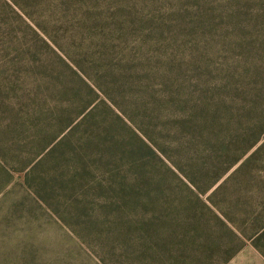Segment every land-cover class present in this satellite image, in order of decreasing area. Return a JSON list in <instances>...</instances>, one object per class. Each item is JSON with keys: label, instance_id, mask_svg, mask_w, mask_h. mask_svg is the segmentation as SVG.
<instances>
[{"label": "rangeland", "instance_id": "rangeland-1", "mask_svg": "<svg viewBox=\"0 0 264 264\" xmlns=\"http://www.w3.org/2000/svg\"><path fill=\"white\" fill-rule=\"evenodd\" d=\"M247 124L264 0H0V264H264V150L223 173Z\"/></svg>", "mask_w": 264, "mask_h": 264}, {"label": "trees", "instance_id": "trees-1", "mask_svg": "<svg viewBox=\"0 0 264 264\" xmlns=\"http://www.w3.org/2000/svg\"><path fill=\"white\" fill-rule=\"evenodd\" d=\"M204 124L205 123H203V126H204ZM255 125L247 124L246 127L244 128L246 130V132L242 135L244 136L247 134L248 135L247 140H245L246 138L242 139L241 137H236V142L234 144L230 143L229 145L224 146L223 143H220L223 152L226 155L230 154V156H231V160L228 163V166H226L224 168L223 173L225 171H227L229 168H232L234 166H237L236 170L239 171L240 168H243L248 163L252 162L256 157H258L259 154L262 155V152L264 150V142H263L264 140L261 142V138L263 137L264 132L260 133L259 128H257V126H255ZM208 133H209V135H207L206 139H207V141H211L212 140V132L210 130H208ZM170 145H172V144H170ZM239 147H242L241 150L239 149L240 151L238 150ZM168 148H170V147H168ZM105 151L109 155L112 156L116 150L113 149V145H112L109 148H105ZM171 151L175 152L176 154L179 153L180 159H182V157H183L182 153L183 152L185 153L184 148L182 146L180 147V145L173 147V149ZM128 153H129V156L131 157V161L129 162L130 167L131 168H137V169L142 168V166H143L142 160L144 158H146V160H148L149 159L148 157H150V156H152V157L158 156V155H156L154 150L149 146V144H146L143 140H141L139 138H138V142H133V144L130 145V150ZM216 161H220V160H217V157H216ZM262 162H264V161H262ZM194 164L189 165V167H194ZM119 172H123V169L119 170L117 168L115 170L114 176L116 178L120 177ZM118 183L121 184L120 193H122L123 195H126L127 186L125 184H123L124 183L123 179L119 180ZM136 183H137V180H136ZM196 191L201 193V191H199L198 189ZM198 192H195L192 195L194 197V199L195 198L198 199ZM212 194H214V192ZM135 197L133 196L132 199L135 200ZM202 205L204 208L206 207L209 209V207H207L206 204H202ZM260 221L261 220L259 218H256L255 220L250 222L251 234H250V237H247V238H248V240H252V245L258 251H260V253L264 256V221L263 220H262L263 222H260ZM230 233H231V230H230ZM238 235L239 234H235L236 238H239ZM229 257L230 256H228V258Z\"/></svg>", "mask_w": 264, "mask_h": 264}]
</instances>
